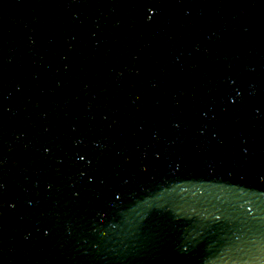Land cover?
I'll use <instances>...</instances> for the list:
<instances>
[{"label":"water","instance_id":"1","mask_svg":"<svg viewBox=\"0 0 264 264\" xmlns=\"http://www.w3.org/2000/svg\"><path fill=\"white\" fill-rule=\"evenodd\" d=\"M0 264H264V0H0Z\"/></svg>","mask_w":264,"mask_h":264},{"label":"snow or ice","instance_id":"2","mask_svg":"<svg viewBox=\"0 0 264 264\" xmlns=\"http://www.w3.org/2000/svg\"><path fill=\"white\" fill-rule=\"evenodd\" d=\"M0 189H3V185L2 184H0Z\"/></svg>","mask_w":264,"mask_h":264}]
</instances>
